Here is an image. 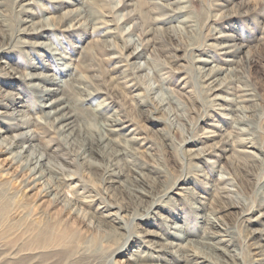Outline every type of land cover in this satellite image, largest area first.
<instances>
[{
  "label": "rangeland",
  "instance_id": "374dc122",
  "mask_svg": "<svg viewBox=\"0 0 264 264\" xmlns=\"http://www.w3.org/2000/svg\"><path fill=\"white\" fill-rule=\"evenodd\" d=\"M36 1L30 12L19 9L21 0H3L0 5V29L3 30L0 46L8 47L1 59L16 72L7 74L0 67V90L26 94V99L35 103L34 111L40 114L38 89L29 84L31 79L24 78L27 72L34 75L48 72L68 79V86L63 84L59 95L64 94L71 107L78 104L77 108L82 105L76 99L84 96L78 85L89 81L104 91L101 98L110 102L127 121V130L134 128L139 138L131 144V156L106 152L100 147L99 139L103 132L102 119L85 113L95 107L94 103L81 111L74 110L81 136L69 142V148L53 153L50 159L54 166L59 165L62 157H69L72 162L70 167L75 171V179L64 180L66 194L72 197L74 192L85 189L96 198L97 205L122 206L130 221L134 212L142 213L150 200L165 194L169 182L188 175L179 186L189 189L170 192L174 201L164 204H171L173 209L169 212L171 207H165L166 211L179 215L176 220H186L196 245L201 244L208 215L219 212L221 221L245 245V258L252 263L251 232L264 228V224L249 217L256 218L264 212V157L261 162L253 163L236 153L231 145L220 151L217 164L202 158L190 159L189 153L199 147L209 148L232 130L220 111L212 109L210 100L214 95L205 91L201 75L197 78L201 87L196 86L194 79L198 74L194 70L195 57H217L214 64H225L209 46L217 42L216 36L220 33L232 35L238 48L236 62L225 65L230 72L227 89L221 95L235 97L241 92L250 93L254 121L258 125L256 141L264 150V0H188L189 13L198 22V29L193 33H185L175 26L178 17L156 20L155 17L164 16L170 10L161 5L155 8L150 0H95L98 15L104 22L95 28L88 23L76 35L61 28L45 31L48 38L42 36L44 32L36 35L30 29L54 23L77 5L66 0ZM165 1L171 2L172 8L178 5L176 0ZM120 15L136 18L134 32L128 30L132 29L133 22L121 20ZM106 29L107 38L114 36L111 41H104L102 33ZM24 40L38 43L31 48L23 46ZM134 51L139 54L130 56ZM61 55L68 66L57 61ZM145 63L146 69H138L139 64L145 66ZM182 78L187 80L186 89L191 92L181 88ZM222 106L227 105L222 102ZM210 130H215L216 135L208 138L204 132ZM58 136L51 131L50 136L42 139L43 143L50 137L58 141ZM189 139L192 142L186 143ZM92 144L94 151L85 148ZM182 145L187 149L185 159L179 152ZM190 162H196L197 166L193 167ZM224 174L229 177L225 183L233 190L229 197L220 199L219 177ZM26 181H32L29 171L12 164L0 147V264L3 258L11 256L15 257L13 261L22 258L21 261L37 264H111V255L123 237L105 238L104 229L91 222L90 206L81 205L79 211L67 208L55 202L51 195H45L42 184L26 186ZM140 187L150 193V197H143V204L137 198L142 196L137 192ZM239 212L249 213L243 217ZM143 221L136 219L134 230L154 229V225ZM157 231L163 233L164 229ZM131 249L116 255L113 264H129L126 253Z\"/></svg>",
  "mask_w": 264,
  "mask_h": 264
},
{
  "label": "bare ground",
  "instance_id": "6f19581e",
  "mask_svg": "<svg viewBox=\"0 0 264 264\" xmlns=\"http://www.w3.org/2000/svg\"><path fill=\"white\" fill-rule=\"evenodd\" d=\"M176 1L178 2L177 7L172 8L170 6L171 2L150 0V3L154 4L155 8H160L159 5H161L170 10L164 16L155 17L156 20H162L169 16L178 17L179 19L176 21L175 26L181 28L183 32L193 33L197 31L198 22L194 15L189 13V1ZM36 2V0H21L19 9L30 12L32 4L35 5ZM2 3L3 0H0V5ZM66 3L75 4L77 7L67 10L64 16L52 24L46 23L41 25L39 29L32 28L30 30L36 35H40L42 31L44 32L42 36L46 38H48V33L45 31H54L59 28L65 30L70 35H76L77 30L88 23L94 24L95 28L98 23L104 22V19L98 15V10L96 9L98 8V4L95 0H66ZM120 16H122L121 20L126 21L129 19L130 22H133L132 29H128L129 32H131L130 30H136L137 22L135 21V17ZM65 18L69 19V22H66V20L64 22ZM45 19L47 20L49 17ZM102 34L105 37L104 41H107V39L111 41L114 37L111 35L107 38V29ZM128 35L131 36V34ZM0 36H3L2 29H0ZM231 36L227 33H220L216 36L217 42H211L209 45L212 49L216 50L217 55L224 60L225 64L223 66L214 64L217 57H195L194 61L197 63L194 64V70L198 74L194 76V79L196 86L201 87L202 85L197 81L199 74L201 75L204 80L203 87L205 91L208 93L210 91V94L214 95L210 100L212 109L220 111L221 116L232 125V130L227 132L224 138L213 143L209 148L199 147L194 149L193 153H189L190 159L202 158L203 160L217 164L220 160V151L226 145H231L236 153L249 158L251 161H254L253 163L261 162L262 156L264 157V150L256 141L258 125L254 121L255 112L254 114L252 112L253 109L250 104L252 99L248 95L250 93L241 92L235 97H223L221 95V92L227 89L228 73L230 72L229 66L225 65H231L237 60L238 48L233 43ZM18 40L20 41V38ZM37 43L24 40L23 46L32 48ZM114 45V43L111 44L112 47ZM3 46H0V59L5 54V49L8 48ZM74 47L78 48L79 45ZM104 47L107 48L106 43ZM138 54L137 51H134L130 56ZM188 57L192 58L191 54L188 53ZM63 59L62 55L57 57L59 63L68 66V63L63 61ZM0 67L7 74L16 73L12 68L9 69V65L4 59H1ZM146 67L147 63H145V66L139 64L138 69L144 70ZM149 73L151 72L149 71ZM15 76L23 78L22 74ZM67 76H71V74H67ZM24 78L31 79L29 84L38 89V97L42 108L41 113L39 114L34 111V108H36L35 103L32 104L30 99H26V94L21 95L19 92L0 90V124L2 125L0 126V147L4 153L9 155L12 164L20 166L21 170L29 171V177L32 181L30 183L26 181L24 183L26 186L30 184L33 186L36 183L42 184L45 195H51L55 202L63 203L67 208H72L75 211H79L81 205L90 206L93 209L91 222H95L99 228L104 229L105 238L110 235L115 238H118V236L123 237L121 244L111 255V264L115 263L116 255L123 254L130 247L132 249L126 253V259L129 264H181L182 262H184L183 264H264V228L255 229L251 232L253 239L251 246L254 257L252 263L251 261L248 263L245 258V245H241L237 241V234L221 221V216L218 215L219 212L218 214L213 213L208 215V219H206L207 226L200 240L201 244L196 245L193 238H191L192 231H190L186 220H176L179 215L169 213L173 209L171 204H164L165 201L166 203L171 200L174 201L169 195L174 189L187 192V189H189L187 186L179 185L185 178L189 177L188 175L179 176L172 183L169 182V185L166 187V189H169L165 194L150 200L149 205L142 210V213L134 212L130 221L126 219L125 213L127 212L122 206L117 205V203H102L97 205L96 198L87 194L85 189H79L73 193L72 197H69L63 190V187L65 186L64 180L75 179L73 175L75 171L70 167L72 162L69 157H62L59 165L54 166L50 159H52L53 153L62 151L64 147L69 148V142L77 141L79 136H81L82 131L81 129L80 132L78 131L76 116L73 113L74 110L81 111L89 106L87 104L94 103L95 107H92V109L88 108L85 113H92V115L102 119L103 132L99 139L100 147L104 148L106 152L108 150L112 153H117V156H131V149L133 148L131 144L139 138L134 133V128L129 129V131L127 130L129 126L127 121L123 120L120 114L110 106V102L101 98L100 95L104 94V91L99 87L97 88L95 84L88 81L78 85V88L84 92V96L76 99L79 105H82L80 108H77L78 104H74L71 107L65 95H59L61 86L63 84L64 86H68V79H63V76L57 77L48 72L40 73V75L27 72ZM181 80H183L181 88L186 92H191L190 89H186L188 87L187 80L185 78ZM164 88L168 89L167 87ZM214 99L217 102H213L212 100ZM222 102L226 103V108L222 106ZM223 110L227 112H223ZM81 114L84 116V113ZM51 131L59 135V138H57L61 141L52 140L50 137L43 143L42 139L50 136ZM215 132V130H210L204 133L208 138H211L216 135ZM188 142H192L191 139L186 141V143ZM85 148L94 151L93 144ZM185 151L187 149H184L183 145L180 146L179 152L182 154L183 159L186 158L184 155ZM190 165L196 167L197 163L190 162ZM64 174H67L66 177ZM139 175L145 177L142 173H139ZM200 176L203 175L200 174ZM219 178L218 197L220 199L229 197L233 190L228 183H225L229 177L224 174ZM137 192L142 195L139 196L142 200L137 196L139 204L145 202L144 196L150 197L149 191L144 187L137 188ZM165 207H171L168 209L169 212L166 211ZM224 211H227V208ZM261 212L259 217L254 218L251 216L249 219L256 222L260 220L264 224V212ZM248 213L242 212L241 214L244 217ZM136 219L144 220L143 222H146L150 226L152 225V227L154 225V229L134 230ZM161 228L164 229L163 233L157 231H161ZM190 247H194V249ZM14 258V256L3 258L4 262L2 264H37L33 261L26 263L25 261H21L23 260L22 258L13 261ZM19 261L21 262L18 263Z\"/></svg>",
  "mask_w": 264,
  "mask_h": 264
}]
</instances>
